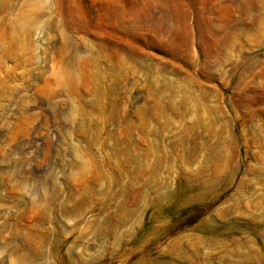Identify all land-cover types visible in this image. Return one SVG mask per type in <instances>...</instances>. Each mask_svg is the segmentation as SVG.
Instances as JSON below:
<instances>
[{
    "label": "rangeland",
    "instance_id": "1",
    "mask_svg": "<svg viewBox=\"0 0 264 264\" xmlns=\"http://www.w3.org/2000/svg\"><path fill=\"white\" fill-rule=\"evenodd\" d=\"M0 264H264V0H0Z\"/></svg>",
    "mask_w": 264,
    "mask_h": 264
}]
</instances>
